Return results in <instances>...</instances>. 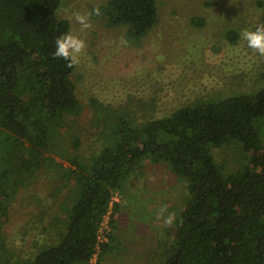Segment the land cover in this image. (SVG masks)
I'll return each mask as SVG.
<instances>
[{
    "label": "trees",
    "instance_id": "trees-1",
    "mask_svg": "<svg viewBox=\"0 0 264 264\" xmlns=\"http://www.w3.org/2000/svg\"><path fill=\"white\" fill-rule=\"evenodd\" d=\"M61 3L0 0V127L13 138L10 148L0 145V236L7 193L34 171L57 165L56 127L80 106L75 66L52 55L57 37L71 29L58 15ZM100 7L99 16L109 24H129L135 36L159 18L157 0H108ZM262 119L264 85L198 100L141 123L112 117L101 151L83 161L70 159L74 168L68 174L78 190L60 241L23 264H88L113 192L144 157L167 163L188 180L192 192L177 215L163 264H264V137L257 126ZM229 142L240 146L244 161L225 172L212 148ZM112 240L113 235L102 249L111 250Z\"/></svg>",
    "mask_w": 264,
    "mask_h": 264
},
{
    "label": "rangeland",
    "instance_id": "rangeland-1",
    "mask_svg": "<svg viewBox=\"0 0 264 264\" xmlns=\"http://www.w3.org/2000/svg\"><path fill=\"white\" fill-rule=\"evenodd\" d=\"M107 2L62 0L58 9L70 21V32L86 41L72 76L80 106L67 115L63 127H56L57 165L34 171L13 194L7 193L0 264H23L60 241L78 190L68 174L74 168L70 159L83 161L100 152L112 117L141 123L198 100L253 92L264 85V56L247 48L240 35L264 24V0H157L158 21L140 36L132 35L127 23L109 24L94 14L92 27L80 31L72 12L101 10ZM257 126L264 137V119ZM12 140L0 127V145L10 148ZM212 151L225 172L243 164L236 143ZM144 158L114 191L107 242L111 235L115 240L111 250H101L98 264H163L164 250L175 238L174 226L165 227L158 212L167 205L178 215L191 197L190 183L167 163Z\"/></svg>",
    "mask_w": 264,
    "mask_h": 264
},
{
    "label": "clouds",
    "instance_id": "clouds-1",
    "mask_svg": "<svg viewBox=\"0 0 264 264\" xmlns=\"http://www.w3.org/2000/svg\"><path fill=\"white\" fill-rule=\"evenodd\" d=\"M100 15L99 7H94L91 12L82 13L73 11L71 18L80 25V31H85L92 27L91 16ZM241 38L246 43L247 48L260 56H264V24H258L254 29H244ZM86 41L79 35L67 32L57 37L55 41V51L53 58H62L67 61L68 67H74L80 63L81 57L85 54ZM158 218L162 220L165 227H172L177 223V215L169 212L167 205L162 206L158 212ZM182 222V221H181Z\"/></svg>",
    "mask_w": 264,
    "mask_h": 264
},
{
    "label": "built area",
    "instance_id": "built-area-1",
    "mask_svg": "<svg viewBox=\"0 0 264 264\" xmlns=\"http://www.w3.org/2000/svg\"><path fill=\"white\" fill-rule=\"evenodd\" d=\"M115 198H116V196L113 192L110 207H109L107 213L105 214V216L103 217V219L100 223V226L98 228V231H97V244H96L95 253L93 254V256L88 261V264H98L97 263L98 262V255L100 254V252L102 250V245L104 242L108 241L110 223H111L112 217H113V215H111V214L113 213V211L115 210V207H116V205H115L116 203L114 201Z\"/></svg>",
    "mask_w": 264,
    "mask_h": 264
}]
</instances>
